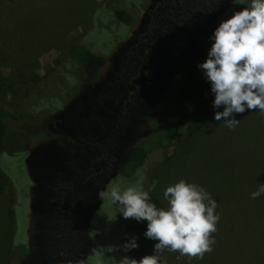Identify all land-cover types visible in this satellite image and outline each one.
<instances>
[{"label":"rangeland","instance_id":"1","mask_svg":"<svg viewBox=\"0 0 264 264\" xmlns=\"http://www.w3.org/2000/svg\"><path fill=\"white\" fill-rule=\"evenodd\" d=\"M101 4L131 21L92 20ZM243 7L232 0H0V107L15 117L6 121L0 152V264H48L46 241L61 237L77 247L56 253L67 264H78L83 238L85 264H114L127 222L123 245L135 237L138 246L122 247L120 258L151 255L157 241L144 237L147 222L128 221L97 198L121 179V187L142 186L157 207H167L163 191L180 179L216 200L213 250L201 259L164 251L165 264H264V195L250 198L264 183V115L256 109L234 114L240 123L229 130L213 119V96H206L200 130L152 153L136 173L143 183L117 173L125 149L150 142L156 123L170 124L164 92L183 83L202 33ZM70 44L104 58L91 83L67 53Z\"/></svg>","mask_w":264,"mask_h":264},{"label":"clouds","instance_id":"2","mask_svg":"<svg viewBox=\"0 0 264 264\" xmlns=\"http://www.w3.org/2000/svg\"><path fill=\"white\" fill-rule=\"evenodd\" d=\"M244 5L223 20L209 37L211 46L205 60L198 64L213 96V119L234 129L240 121L234 114L256 109L264 115V0H232ZM217 111V109H221ZM125 181L97 191L99 200L109 201L115 213L136 222L146 221L145 238L157 241L151 255L139 260L122 256L114 264H165L164 251L180 256L203 258L215 244L220 213L217 202L205 188L180 179L163 191L167 207H157L142 186L121 187ZM264 195V183L250 193L251 199ZM131 237L122 246L136 248ZM108 246L104 251L112 252Z\"/></svg>","mask_w":264,"mask_h":264},{"label":"trees","instance_id":"3","mask_svg":"<svg viewBox=\"0 0 264 264\" xmlns=\"http://www.w3.org/2000/svg\"><path fill=\"white\" fill-rule=\"evenodd\" d=\"M231 11L233 10H229V13H231ZM100 14L104 15L102 17L104 22L109 18H116L123 24H127L131 21L130 15L125 11L119 9H110L103 4L95 5L92 8V20H99L98 15L100 16ZM216 27L217 25H211L204 33H202V45L197 51L196 59L187 64L183 70V83L180 85L171 86L164 92V101L172 109L166 112V115L169 117L170 124L156 123L154 127L159 133L153 134L150 137V142L131 146L122 152L117 168L119 177L131 179L138 184L143 183V177H137L136 173L141 170L152 153L165 151L171 146L174 140H182L190 137L191 135L195 136V134H197V132L200 130V128L197 126V123L200 122L201 118H204L205 111L207 110V106L205 105L207 99H205V97L212 95L209 90L210 84L204 79L202 70L198 68V64L202 63L206 58L207 51L211 46L209 37ZM67 53L73 58L74 61L78 63L77 66H79L81 69L84 81L88 84L96 78L98 71L104 66L105 63L104 58L101 55L93 53L79 44H70L67 47ZM14 118L15 117H13L10 112H6L2 109V107H0V152H2L4 149L5 136L8 129L6 121ZM190 121L192 122V131H190ZM178 134L180 135L178 136ZM214 154L215 151L213 152V155ZM185 156L186 153H180L179 155L177 154L175 158L178 161H183ZM192 158H195L193 152ZM130 219L131 218H129L128 221H130ZM127 228L128 222L125 226H123L122 245ZM60 233V235L66 236V233L63 230L60 231ZM61 238L63 239L61 243H56L51 240L46 241L48 246L44 252L48 258V264H67L65 261L60 259L61 257L59 258V256H56V253L61 254V251L63 250L70 251V248H73V250L76 248L77 250V247L71 246L72 239L70 240L69 238ZM83 241L78 248V251L81 252V254H79L78 264L85 262L83 260L85 255L83 252ZM122 245L118 249L119 256L116 257L117 259L115 261L120 259ZM19 247L23 248L24 246L19 245ZM16 249H8V251L12 250L9 252L10 256L16 254ZM95 251V247L92 245L91 252L95 253ZM70 254L71 253H69V255Z\"/></svg>","mask_w":264,"mask_h":264},{"label":"flooded vegetation","instance_id":"4","mask_svg":"<svg viewBox=\"0 0 264 264\" xmlns=\"http://www.w3.org/2000/svg\"><path fill=\"white\" fill-rule=\"evenodd\" d=\"M34 193V192H33ZM33 195V194H32ZM32 195H30V197H29V199H28V201H27V204H28V208H27V212L29 213L30 212V209H29V205L30 204H33V196ZM29 209V210H28ZM31 211H32V209H31ZM28 213H27V215H26V219H27V222L29 221V217H28ZM77 213V212H76ZM78 214V213H77ZM82 218V217H81ZM83 222V221H82ZM27 247V246H26Z\"/></svg>","mask_w":264,"mask_h":264}]
</instances>
